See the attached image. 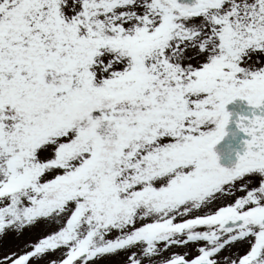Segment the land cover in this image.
I'll return each mask as SVG.
<instances>
[{
    "label": "snow or ice",
    "instance_id": "6c2138e0",
    "mask_svg": "<svg viewBox=\"0 0 264 264\" xmlns=\"http://www.w3.org/2000/svg\"><path fill=\"white\" fill-rule=\"evenodd\" d=\"M0 264H264V0H0Z\"/></svg>",
    "mask_w": 264,
    "mask_h": 264
},
{
    "label": "water",
    "instance_id": "95a60500",
    "mask_svg": "<svg viewBox=\"0 0 264 264\" xmlns=\"http://www.w3.org/2000/svg\"><path fill=\"white\" fill-rule=\"evenodd\" d=\"M244 104H246V102L237 101L234 104L229 105L228 107H229V110L230 111H234V112H237V113H243V111H244ZM242 135L243 134H241V136Z\"/></svg>",
    "mask_w": 264,
    "mask_h": 264
}]
</instances>
